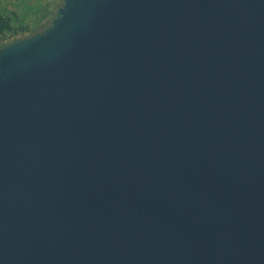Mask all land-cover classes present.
<instances>
[{
	"label": "water",
	"instance_id": "1",
	"mask_svg": "<svg viewBox=\"0 0 264 264\" xmlns=\"http://www.w3.org/2000/svg\"><path fill=\"white\" fill-rule=\"evenodd\" d=\"M0 264H264V0H63L0 46Z\"/></svg>",
	"mask_w": 264,
	"mask_h": 264
},
{
	"label": "rangeland",
	"instance_id": "2",
	"mask_svg": "<svg viewBox=\"0 0 264 264\" xmlns=\"http://www.w3.org/2000/svg\"><path fill=\"white\" fill-rule=\"evenodd\" d=\"M63 0H0V7L3 11L10 15H16L14 18L15 26H25L28 28L26 31H18L15 34H9L7 42H10L16 38H22L24 36L31 35L37 30H40L48 25L51 19L55 16L56 10L61 6ZM44 8H51L52 11L46 17L41 20L40 23L36 22L38 14L41 15V11Z\"/></svg>",
	"mask_w": 264,
	"mask_h": 264
},
{
	"label": "trees",
	"instance_id": "3",
	"mask_svg": "<svg viewBox=\"0 0 264 264\" xmlns=\"http://www.w3.org/2000/svg\"><path fill=\"white\" fill-rule=\"evenodd\" d=\"M52 9L51 8H44L42 9L41 11V19H43L44 17H46V15H48L49 13H51ZM12 17H10L9 14L5 13L3 11V9L0 7V35H4L5 33H9V34H15L17 33L18 31H21V32H24L27 30L28 26L27 25H23V26H19V27H16L15 26V16L16 15H11ZM50 24V23H49ZM48 24V25H49ZM47 26V25H46ZM45 26L42 28L44 29ZM41 29V30H42ZM40 30H37L35 32H38ZM34 32V33H35ZM33 34V33H32ZM30 35V34H29ZM27 36V35H26ZM24 36V37H26ZM17 39V38H16ZM3 45V44H2ZM0 45V46H2Z\"/></svg>",
	"mask_w": 264,
	"mask_h": 264
},
{
	"label": "built area",
	"instance_id": "4",
	"mask_svg": "<svg viewBox=\"0 0 264 264\" xmlns=\"http://www.w3.org/2000/svg\"><path fill=\"white\" fill-rule=\"evenodd\" d=\"M8 36H9L8 33H5L4 35H0V45L2 44L4 45L7 43Z\"/></svg>",
	"mask_w": 264,
	"mask_h": 264
},
{
	"label": "crops",
	"instance_id": "5",
	"mask_svg": "<svg viewBox=\"0 0 264 264\" xmlns=\"http://www.w3.org/2000/svg\"><path fill=\"white\" fill-rule=\"evenodd\" d=\"M44 18H45V17H44ZM44 18H43V19H44ZM43 19H41V15H40V14H38V17H37V19H36V22H37V23H40V22H41V20H43Z\"/></svg>",
	"mask_w": 264,
	"mask_h": 264
}]
</instances>
